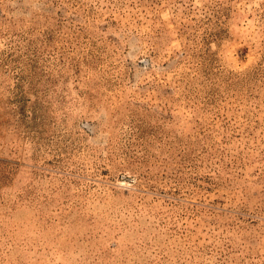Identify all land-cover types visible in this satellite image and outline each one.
Listing matches in <instances>:
<instances>
[{
    "label": "rangeland",
    "instance_id": "374dc122",
    "mask_svg": "<svg viewBox=\"0 0 264 264\" xmlns=\"http://www.w3.org/2000/svg\"><path fill=\"white\" fill-rule=\"evenodd\" d=\"M0 264H264V0H0Z\"/></svg>",
    "mask_w": 264,
    "mask_h": 264
}]
</instances>
